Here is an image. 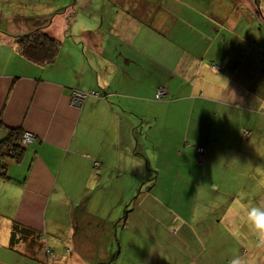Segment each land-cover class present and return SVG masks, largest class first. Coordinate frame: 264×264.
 <instances>
[{
	"label": "crops",
	"instance_id": "crops-1",
	"mask_svg": "<svg viewBox=\"0 0 264 264\" xmlns=\"http://www.w3.org/2000/svg\"><path fill=\"white\" fill-rule=\"evenodd\" d=\"M66 1L0 26V149L8 129L34 136L18 161L4 157L0 264H142L207 218L196 203L160 198L182 172L201 207L234 187L225 205L236 220L238 200L264 205V0H149L146 10L140 0ZM42 23L60 40L45 66L18 55L13 37ZM73 90L87 94L78 106ZM161 167L172 174L164 188ZM14 223L40 237L10 247Z\"/></svg>",
	"mask_w": 264,
	"mask_h": 264
},
{
	"label": "rangeland",
	"instance_id": "rangeland-1",
	"mask_svg": "<svg viewBox=\"0 0 264 264\" xmlns=\"http://www.w3.org/2000/svg\"><path fill=\"white\" fill-rule=\"evenodd\" d=\"M59 1L60 0H0V26H3L7 20L6 15L21 12L23 15H28L29 17L31 13L36 14L38 10H46L51 5L55 6V4H58ZM72 1L73 0H68L64 2L62 6ZM115 1L116 0H105L104 4L106 6H104L107 9L110 8V6L113 7ZM151 1L140 0V3L146 10V8L153 5ZM181 4L183 6L193 7L199 5V0H165L164 3L161 4V7L177 9L182 7ZM55 12H52L49 17L55 15ZM71 13L73 14L72 11ZM41 19L44 18L38 20L40 21ZM11 20H14V18L11 17ZM79 23L80 19L77 21V24ZM227 35L230 37L228 33ZM162 51L165 52L166 48H163ZM160 55L167 58L165 56L167 54L165 53ZM146 161L148 160L146 159ZM95 165L98 166V163L96 162ZM186 175L187 173L183 172L178 175L174 174L173 179L177 181L175 182L178 184L177 189L161 190L159 195L160 198L162 196V200L164 199L166 201H187L192 205L196 203L195 214H200L203 208L206 211L207 217L205 222L194 223L195 231L198 232L199 235L193 233V235H186L184 239L180 238L176 240L167 236L164 240V242H166L164 246L165 252L162 251V247L155 249V253L152 256H150V251L146 252L141 260L142 264H229L230 260L236 255H254L257 258V264H264V248L256 247V238L251 234L248 227L241 222L240 217L243 213L238 215L236 220V207H231V209L229 208L228 210V207L225 205L230 199L229 195L236 192V188L234 187L231 191L226 190L228 191L226 200L223 196L217 203L209 202L201 207L199 191L186 189L188 188L186 183H189L186 181L183 182V179L187 177ZM158 178L162 183L165 181L166 184H164L163 188L165 185L169 184V182H173L172 174L168 172L167 168L161 167V174ZM150 181H153L152 174L150 176ZM197 181L198 180H193L192 185L197 186ZM211 192L214 195V199L217 200L218 196L225 191L218 187ZM162 200L156 203V205H162ZM225 209L227 211H224ZM180 210H182V208ZM148 247L149 243L146 241L143 248L146 251Z\"/></svg>",
	"mask_w": 264,
	"mask_h": 264
},
{
	"label": "trees",
	"instance_id": "trees-1",
	"mask_svg": "<svg viewBox=\"0 0 264 264\" xmlns=\"http://www.w3.org/2000/svg\"><path fill=\"white\" fill-rule=\"evenodd\" d=\"M71 15L72 13L70 12L68 17H71ZM45 25V23L39 24L24 33L13 36L16 42L17 54L27 62L40 66L52 64L60 49V40L46 32L43 29ZM21 138L22 132L20 129H8L6 136L1 140L3 147L0 149V158H2L1 168H3V171L0 172V176L8 178L5 172L6 164H4V157L15 158L16 161L20 159L23 146ZM39 237L40 234L32 229L14 223L12 224L9 246L13 247L20 240H26L27 238L38 239ZM100 263L98 262V264Z\"/></svg>",
	"mask_w": 264,
	"mask_h": 264
},
{
	"label": "clouds",
	"instance_id": "clouds-1",
	"mask_svg": "<svg viewBox=\"0 0 264 264\" xmlns=\"http://www.w3.org/2000/svg\"><path fill=\"white\" fill-rule=\"evenodd\" d=\"M243 197L244 194L241 193L240 199ZM55 199L57 202L64 201L63 192H58ZM237 204L243 213L240 217L241 222L248 227L251 234L256 238V247L264 248V205L241 204L240 200L237 201ZM229 264H257V258L254 255H236Z\"/></svg>",
	"mask_w": 264,
	"mask_h": 264
},
{
	"label": "built area",
	"instance_id": "built-area-1",
	"mask_svg": "<svg viewBox=\"0 0 264 264\" xmlns=\"http://www.w3.org/2000/svg\"><path fill=\"white\" fill-rule=\"evenodd\" d=\"M91 94H96V93L91 91ZM164 95H166V89L164 87L157 88V90H156V98L160 99ZM70 96H71L70 100H71L72 104L73 105L75 104L76 106H78V105L83 103V101L86 98L87 94L85 92H82V91L73 90ZM245 134H247L246 130H245ZM33 139H34V136L31 133L24 132L22 134L21 144H28ZM197 152H198V157L202 158V156H203V148L202 147H198Z\"/></svg>",
	"mask_w": 264,
	"mask_h": 264
}]
</instances>
